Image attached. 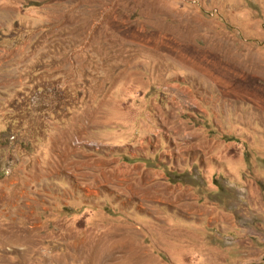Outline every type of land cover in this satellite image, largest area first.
<instances>
[{
	"label": "rangeland",
	"instance_id": "374dc122",
	"mask_svg": "<svg viewBox=\"0 0 264 264\" xmlns=\"http://www.w3.org/2000/svg\"><path fill=\"white\" fill-rule=\"evenodd\" d=\"M0 264H264V0H0Z\"/></svg>",
	"mask_w": 264,
	"mask_h": 264
}]
</instances>
